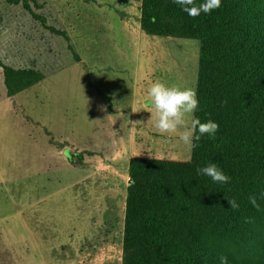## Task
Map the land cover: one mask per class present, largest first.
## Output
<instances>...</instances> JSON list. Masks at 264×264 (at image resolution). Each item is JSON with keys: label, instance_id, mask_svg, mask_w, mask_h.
I'll use <instances>...</instances> for the list:
<instances>
[{"label": "rangeland", "instance_id": "rangeland-1", "mask_svg": "<svg viewBox=\"0 0 264 264\" xmlns=\"http://www.w3.org/2000/svg\"><path fill=\"white\" fill-rule=\"evenodd\" d=\"M53 1L81 61L0 102V264H121L130 160L192 156L148 89L196 90L200 41L145 34L142 0Z\"/></svg>", "mask_w": 264, "mask_h": 264}, {"label": "trees", "instance_id": "trees-1", "mask_svg": "<svg viewBox=\"0 0 264 264\" xmlns=\"http://www.w3.org/2000/svg\"><path fill=\"white\" fill-rule=\"evenodd\" d=\"M5 1L21 11L0 20V102L81 61L53 0ZM140 26L200 41L194 117L219 129L193 139L190 161L130 160L121 264H264V0H221L196 17L142 0ZM209 163L229 182L197 172Z\"/></svg>", "mask_w": 264, "mask_h": 264}, {"label": "clouds", "instance_id": "clouds-1", "mask_svg": "<svg viewBox=\"0 0 264 264\" xmlns=\"http://www.w3.org/2000/svg\"><path fill=\"white\" fill-rule=\"evenodd\" d=\"M174 2L183 6V10L192 17L200 15L201 12L210 13L221 6V0H205L198 7L195 6L194 0H174ZM148 97L152 108L150 119L155 120L154 127L160 134L178 133L179 139L191 147L193 139L198 141L205 134L214 137L219 129L218 123L211 120L202 123L199 118L193 116L199 106L195 88L169 86L156 81L148 89ZM132 110L135 112L134 109ZM197 130L198 135L195 134ZM197 172L200 175L211 177L214 182L228 183L230 180V177L225 175L214 163L198 168ZM249 200L254 207L259 209L256 196H251ZM228 203L232 209L239 208L235 199H229ZM221 259L222 264H226L227 258L222 257Z\"/></svg>", "mask_w": 264, "mask_h": 264}, {"label": "crops", "instance_id": "crops-1", "mask_svg": "<svg viewBox=\"0 0 264 264\" xmlns=\"http://www.w3.org/2000/svg\"><path fill=\"white\" fill-rule=\"evenodd\" d=\"M68 2H72V1H70V0H67V1H66V3H68ZM70 23H71V26H74V23H73V22H70ZM69 28H70V27H69ZM67 157H69V158H70V157H71V155H70V154H68V156H67Z\"/></svg>", "mask_w": 264, "mask_h": 264}, {"label": "water", "instance_id": "water-1", "mask_svg": "<svg viewBox=\"0 0 264 264\" xmlns=\"http://www.w3.org/2000/svg\"><path fill=\"white\" fill-rule=\"evenodd\" d=\"M131 184H132V180L130 179L128 185H131Z\"/></svg>", "mask_w": 264, "mask_h": 264}]
</instances>
